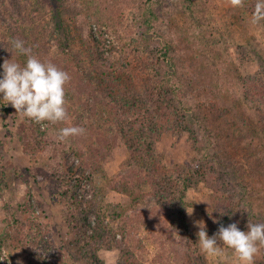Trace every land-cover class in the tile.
Listing matches in <instances>:
<instances>
[{
  "label": "rangeland",
  "instance_id": "374dc122",
  "mask_svg": "<svg viewBox=\"0 0 264 264\" xmlns=\"http://www.w3.org/2000/svg\"><path fill=\"white\" fill-rule=\"evenodd\" d=\"M86 1L95 5L92 10L104 14L92 23V30L105 43V54L113 59L108 77L101 75L84 47L76 20L62 19L56 0H0V65L12 55L21 64L26 61L11 46L13 38H19L32 46L33 54L71 75L66 86L69 118L45 121L41 132L10 103L0 100V264H123L125 246L133 264H195L190 238L177 214L167 207L184 175L189 181L183 194L186 220L197 240L196 221L206 223L209 235L217 233L221 224L238 222L241 230H247L249 221L264 223V177L251 173L248 160L264 150V128L254 115V104L245 97L238 80L221 97L214 95L226 108L219 110L231 123L232 139L238 141L232 154L239 161L236 163L245 165L238 172L230 158L213 148L198 122L190 114L184 117L183 112L170 126L164 124L165 115L160 116L152 128L151 150L143 140L142 128L139 133L122 126L118 109L123 97L118 86L131 88L136 83L142 94L164 75L168 70L166 36L182 43L188 54L202 52L204 61L216 62L222 71L233 68L235 77L264 76V21L253 23L254 10L248 6L256 0L240 4L187 0L191 9L186 10L159 4L154 15L148 0ZM195 1L205 4V10L197 12ZM187 21L192 23L190 29L185 26ZM165 89L164 107L181 111L178 100L171 101L174 96L178 99L173 87ZM167 91L171 100L166 98ZM70 125H81L86 131L59 140L58 130ZM66 145L75 149L70 160L87 164V172L92 174L85 185L88 195L110 211L114 207L121 212L112 211L111 216L125 218L131 230L128 237L118 234L111 245L89 253L91 245L68 228L64 203L51 196L48 165L49 157ZM79 152L82 156L76 154ZM158 163L169 173L163 177L153 174V165ZM129 183H136L144 196L135 199ZM156 184L161 186L159 193ZM215 194L224 203L216 211ZM222 247L223 255L203 252L204 264H239L233 249ZM40 255L45 263H39ZM254 264H264V245Z\"/></svg>",
  "mask_w": 264,
  "mask_h": 264
},
{
  "label": "trees",
  "instance_id": "16d2710c",
  "mask_svg": "<svg viewBox=\"0 0 264 264\" xmlns=\"http://www.w3.org/2000/svg\"><path fill=\"white\" fill-rule=\"evenodd\" d=\"M62 9V19H75L80 37L83 39L84 47L90 56L96 61L98 70L104 77L109 76V67L112 66L110 57L105 54L103 49L104 42L97 38L92 30V23L98 22L104 16L102 11L93 9L94 6L86 0H56ZM194 2V1H193ZM195 10L202 12L206 5L196 2ZM255 2L250 3L249 8L254 10ZM151 13L154 15L156 5L167 6L175 5L181 10L191 9V5L187 0H148ZM99 11V12H98ZM156 16V15H155ZM67 17V18H65ZM192 23L187 21L185 26L190 29ZM80 27V28H79ZM104 37V35H101ZM165 53L167 58L168 70L157 81L151 82L146 87L144 97L139 91L140 87L136 83L131 88L125 85H119L118 89L122 93L123 99L120 103L121 107L118 109L122 116V126L130 130L144 133V142L153 149L151 140L153 137L152 128L159 122L162 114L165 115V125L170 126L174 120L179 121V114L183 112L184 117L190 114L196 120L199 126L203 129L208 140L211 141L213 148L219 151L224 158H230V164L236 166V171L244 170V164L235 160L232 150L238 148V141L232 139L230 121L219 109L225 111L226 109L221 102H217L214 97L215 93L218 97L223 95L228 89H232L235 80H238L243 88L245 97L254 104L253 112L264 128V76L258 75H241L235 77L233 68L222 71L220 66L212 61H204L201 58L202 52L197 55L194 53L188 54L182 43L176 41L172 36L165 38ZM25 61H23L24 63ZM137 75V73H136ZM135 81V80H134ZM133 83V82H132ZM131 85V82L128 84ZM171 85L173 91L176 92L178 99L174 96H166L167 100H178L182 106V110L171 111L164 107L165 101L162 99V93L165 88ZM182 93V96L179 95ZM146 99V102L143 99ZM170 101V102H171ZM149 102V103H147ZM167 104V106H170ZM163 108V109H162ZM226 116V117H225ZM31 125L35 130H43L40 123L34 122L30 119ZM50 128V127H48ZM75 152L73 146H65L61 150H57V155L49 157V171L52 176V199L64 203L66 221L68 228L76 232L78 237L84 244L91 245L89 253L93 252L101 246L111 245L117 239L118 234L123 237H128L131 230L128 227L127 221L122 216H111L112 211L121 213L114 207L110 211L105 205H100L94 195H88L86 192V183L92 180V174L87 172L88 165L81 162L76 164L70 160L71 154ZM77 155H81L76 153ZM82 156V155H81ZM153 156V155H152ZM151 159V158H150ZM251 166V173L256 176L264 177V150L259 151L254 156L248 159ZM238 161V163H236ZM244 165V166H243ZM153 174L160 177L169 173L165 167L160 163L153 165ZM145 172V171H144ZM163 174V175H162ZM187 174V173H186ZM186 176L182 177L178 192L167 203V207L177 214V218L186 230L187 236L190 238L189 251L191 256L195 259V264H204L206 258L204 253L200 250L197 244V238L188 230L186 220V204L184 200V192L189 187V181ZM153 180V178H152ZM85 182V183H84ZM154 183V180H153ZM159 185V184H158ZM156 184L155 191L159 193L161 186ZM129 188L134 191L135 199L143 197L144 194L137 191L138 185L136 183H129ZM217 190L220 188L216 187ZM181 191V192H180ZM180 192V194H179ZM156 193V194H157ZM222 196L215 194L213 201L215 202V209L223 208L224 203L221 201ZM188 230V231H187ZM166 233V232H165ZM128 246L124 247L125 262L123 264H133V256L131 258L130 249ZM46 260L39 258V263H45ZM47 264V262H46ZM56 264H59L58 262Z\"/></svg>",
  "mask_w": 264,
  "mask_h": 264
},
{
  "label": "clouds",
  "instance_id": "9594fccd",
  "mask_svg": "<svg viewBox=\"0 0 264 264\" xmlns=\"http://www.w3.org/2000/svg\"><path fill=\"white\" fill-rule=\"evenodd\" d=\"M241 2L242 0H233L234 4ZM261 21H264V0H256L252 22ZM11 46L27 59L21 64L14 60L12 55L11 59H5L0 65L3 69L0 72L2 94L0 100L7 101V104L10 103L18 113L40 123L41 127H46L45 121L51 123L66 121L69 118L66 86L71 80L70 73L55 63L33 54L32 46H26L22 39L13 38ZM85 131L81 125L65 126L58 130V139L63 141ZM195 223L199 227L197 244L202 252L209 255H223V244L233 249L239 264H254L260 246L264 245V223L249 221L247 230H241L238 222L227 226L221 224L218 232L213 235L208 234L203 220Z\"/></svg>",
  "mask_w": 264,
  "mask_h": 264
}]
</instances>
